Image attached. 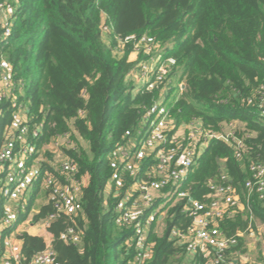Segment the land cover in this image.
Wrapping results in <instances>:
<instances>
[{"label": "trees", "instance_id": "obj_1", "mask_svg": "<svg viewBox=\"0 0 264 264\" xmlns=\"http://www.w3.org/2000/svg\"><path fill=\"white\" fill-rule=\"evenodd\" d=\"M8 1L15 12L0 50L21 80L16 102L26 106L30 131L40 129L33 144L41 147L67 136L86 142L85 148L63 147L88 183L75 223L61 215L47 227L60 264H127L133 256L123 246L126 232L112 223L113 201L104 195L110 174L107 154L158 94L132 93V44L121 49L116 39L133 34L154 37L176 59L171 76L179 71L176 83L184 87L168 106L177 124L198 118L220 131L225 122L237 121L250 134L242 160L225 143L209 142L188 178L192 195L203 199L207 182L227 173L250 213L222 220L223 231L245 232L250 216L264 224V201L252 193L246 203L244 187L247 165L264 163V123L246 103L264 84V0ZM102 21L108 32L101 31ZM13 109L10 101H0V145ZM52 211L50 204L42 205L32 221ZM165 222L161 236L150 233L153 255L146 264H182L185 257L190 264H206L204 255L188 257L168 239L170 227L190 223L178 206L168 211ZM68 226L81 230L79 243L60 239ZM17 238L27 259L45 247L41 236L21 232ZM238 239L237 248L242 244Z\"/></svg>", "mask_w": 264, "mask_h": 264}, {"label": "built area", "instance_id": "obj_2", "mask_svg": "<svg viewBox=\"0 0 264 264\" xmlns=\"http://www.w3.org/2000/svg\"><path fill=\"white\" fill-rule=\"evenodd\" d=\"M14 12L11 2L0 1L1 39L10 34ZM103 21L100 28L105 33L109 29ZM116 41L121 49L132 44L136 63L130 79L138 85V92L158 91L151 104L143 108L138 123L125 131L123 142L106 156L110 174L104 195L113 201L112 223L126 232L123 246L133 255L127 264H146L151 259L154 242L150 233L162 235L168 211L175 206L190 223L185 228L181 224L170 227L167 235L175 246L184 249L186 256L204 255L206 264H239L231 255L238 254L242 234L227 235L220 225L245 207L229 175L222 172L216 180L208 181L209 192L203 199L192 195L188 178L210 141L225 143L242 160L250 134L237 121L225 122L220 131L208 128L198 118L177 124L166 102L175 87L178 96L184 85H175L171 79L177 63L167 54L166 45L147 34ZM20 87L21 80L0 50V101H10L14 107L0 145V225L7 222L0 228V264H60L51 240H45L44 249L27 259L21 253L15 228L28 211L29 189L36 185L45 192L53 210L41 220L43 227L61 215L75 223L74 218L82 211L85 179L79 175L75 160L65 154L63 147L60 150L57 141L41 147L33 144L40 129L30 131L26 106L16 102ZM246 103L256 108L264 123V84L252 92ZM47 146L54 156L40 161ZM247 170L246 203L252 193L264 201V163L250 162ZM9 214L14 217L11 221ZM80 234L81 230L68 226L59 237L77 244Z\"/></svg>", "mask_w": 264, "mask_h": 264}, {"label": "crops", "instance_id": "obj_3", "mask_svg": "<svg viewBox=\"0 0 264 264\" xmlns=\"http://www.w3.org/2000/svg\"><path fill=\"white\" fill-rule=\"evenodd\" d=\"M135 57H136V54L132 51L128 55V59L130 61H133ZM130 82L132 85L133 84L136 85V83L132 81L131 79H130ZM136 92H137V88L135 90L133 89L132 93L136 94ZM239 126L243 127V125L240 123H239ZM84 179H85V186H86L88 183V177L84 176ZM29 197L30 198H29L28 211L25 215L21 216V218L19 219L20 221L18 222L17 227L15 228L16 234L18 235L21 232H27L30 235L41 236L44 238V240H52V235L48 232L47 228L41 225L42 219L36 222L32 221L34 214H36L39 211L40 207L42 205L48 204L45 192L41 190L38 185H36L32 187L31 189H29ZM250 197L251 195L249 196V199ZM263 205H264V202H263ZM243 209L245 210L244 212L248 211L250 213V210H248L247 208L243 207ZM243 209L242 207H240V210L238 213H242L241 210ZM256 225L258 226L259 230L261 227H264L263 223L259 222L256 219H253L250 216V221H249L247 230L241 233L242 234L241 236L242 244L239 248H236L238 250V254L231 255L232 257L236 259V261L239 264H264V237L260 235L259 231H258V234L254 236L252 230L256 228ZM247 232H248V236H247L248 238L245 237L244 235ZM249 238H251L252 240L250 241Z\"/></svg>", "mask_w": 264, "mask_h": 264}, {"label": "rangeland", "instance_id": "obj_4", "mask_svg": "<svg viewBox=\"0 0 264 264\" xmlns=\"http://www.w3.org/2000/svg\"><path fill=\"white\" fill-rule=\"evenodd\" d=\"M120 55H121V53H120ZM135 59H136V57H135ZM134 59V60H135ZM179 76H180V73H179V71H176L172 76H171V79H172V81H173V83L176 85L177 83V81H179ZM183 83V82H182ZM183 85H184V83H183ZM139 86H141L140 84H139ZM137 88V92H138V85L136 84H133V89L135 90ZM136 92V93H137ZM177 94H178V92H177V87H175V89H173V91L171 92V93H169L168 95V97H167V102H166V104L167 105H169V103L170 102H172L173 101V99H175L176 97H177ZM54 141H57V143L59 144V148H60V150H62V147H75L76 146V144L77 145H79V146H81L82 148H85L86 147V142L84 141V140H80V138H79V140H73V139H70V137L69 136H67V137H57V138H55L54 140H52L51 141V143H53ZM49 148H48V146L45 148V151H44V153L42 154V157L40 158V161L43 159V160H45V159H48V158H52L53 156H54V154L52 153H50L49 152V150H48ZM106 192V189L104 190V193ZM42 198V197H41ZM40 198V199H41ZM42 200V199H41ZM40 200V201H41ZM243 209V208H242ZM242 211V213H243V215H244V217H246V212H244L245 210L243 209V210H241ZM256 224H257V222H256ZM162 231V228H161V230H159V232H161ZM258 231L260 232V235L262 236V237H264V227H261L260 228V230L258 229V226L256 225V228L254 229V230H252V232H253V234H254V236H256L257 234H258ZM245 235V237H247L248 236V232L247 233H245L244 234ZM248 238V237H247ZM249 240L251 241L252 239L251 238H249ZM120 247V246H119ZM118 247V248H119ZM185 260H183V263L182 264H190V262H189V260L185 257L184 258Z\"/></svg>", "mask_w": 264, "mask_h": 264}, {"label": "clouds", "instance_id": "obj_5", "mask_svg": "<svg viewBox=\"0 0 264 264\" xmlns=\"http://www.w3.org/2000/svg\"><path fill=\"white\" fill-rule=\"evenodd\" d=\"M5 155H6V153H5ZM13 218H14V217H13L11 214H9V216H8V220L11 221ZM133 218H134V217H133ZM6 223H7V222H6ZM6 223H5V225H0V228L5 227V226H6ZM61 238H63V237H61Z\"/></svg>", "mask_w": 264, "mask_h": 264}]
</instances>
